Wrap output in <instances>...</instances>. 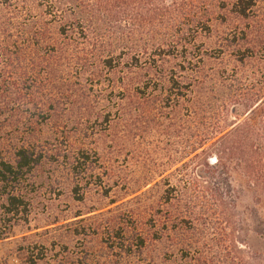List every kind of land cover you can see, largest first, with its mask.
<instances>
[{
  "label": "rangeland",
  "instance_id": "rangeland-1",
  "mask_svg": "<svg viewBox=\"0 0 264 264\" xmlns=\"http://www.w3.org/2000/svg\"><path fill=\"white\" fill-rule=\"evenodd\" d=\"M90 1L84 30L77 0H58L53 13L35 3L0 12V161L22 146L42 157L24 184L26 214L7 215L0 198V264H25L21 249L42 246L91 264H264L245 187L230 180L242 191L228 217L207 185H189L204 125H217L230 93L224 82L264 77L263 60L238 61L234 40L249 22L264 40V0L250 21L226 0H110L106 10ZM194 149L199 158L185 165ZM80 150L88 164L75 172ZM169 187L179 198L167 205ZM189 195L200 201L196 226L182 220ZM167 209L171 233L150 218ZM116 233H133L137 247L122 249L129 241Z\"/></svg>",
  "mask_w": 264,
  "mask_h": 264
},
{
  "label": "trees",
  "instance_id": "trees-1",
  "mask_svg": "<svg viewBox=\"0 0 264 264\" xmlns=\"http://www.w3.org/2000/svg\"><path fill=\"white\" fill-rule=\"evenodd\" d=\"M57 1L0 0V12L4 9L8 15L9 13L27 14L31 11L32 4L35 3L38 6L47 7L49 12L51 10L53 13L56 8L55 2ZM87 1L77 0L76 2L77 8L89 13V17L79 18V25L83 30L87 26L85 22L88 25L92 23L93 15L91 13L94 11L90 4L91 1ZM109 1L106 0L104 2L105 6L103 9L106 10L107 7H110ZM220 4L224 8L227 5L231 6L230 11L233 15L242 20L250 21L257 1L234 0V2H231L226 0ZM208 22L209 19L204 24L207 25ZM254 32L256 31L249 22L243 30H240L239 35L235 34L234 40L236 44L239 41L243 42V45L239 46L236 51V58L240 63L256 58L264 62V40L255 39L252 35ZM232 78L234 80L229 79V82H224L228 84L227 89L230 90V93L226 95V99L220 102L222 112L218 116L217 125L214 124L212 126L209 123L204 125L205 131L199 147L202 149L200 156L203 158V162L202 165L197 167V172L193 173L194 175L192 174L194 178L189 181V185L193 189L201 185L205 189V185H207V189L213 193L211 197L215 202L214 204L218 203V206L223 208L229 217L232 212L228 205L232 204L235 207L236 200L240 199V192L242 191L239 189V192H235L232 189L233 185L231 182L233 181L230 182V180L235 177L238 186H244L252 196L253 202L250 212L252 229L250 232L264 233V77ZM176 86H178L177 82L172 80L171 94L178 90ZM170 98H172V95ZM193 110L195 111V109ZM225 114L234 119L232 124L225 126V120L229 118ZM196 151V149L192 151V156L194 157L185 165H193V162L199 158ZM85 153H87L85 150H80L81 157L77 160V165H73L75 172H78L77 166L79 165L83 166V170L86 169L84 165L88 164L86 161L88 156ZM211 157L215 158V162L212 165L209 164ZM41 160L42 157L37 155L33 149L22 146L16 150L13 161H0V198L5 200L7 215L10 214L16 217L21 213H27L28 205L24 193V184L40 165ZM201 166H203V170H199ZM210 186H213V188L209 189ZM172 190L174 188L169 187L165 192L167 205H170L174 198L176 200L179 198L176 195L171 197L170 193ZM189 196L184 200L188 204L184 205L186 211L183 212L182 220L187 218L191 221V224L193 223L196 226L198 219L193 209L195 208L194 206L199 205L200 201H198L199 198L196 196ZM182 202L178 201L177 203ZM165 211V213L160 211V214L157 211H151L150 216L152 217L150 218H152L154 226H162L167 233H171L172 226L175 225L172 222L174 217L169 209ZM79 217L77 216V218ZM241 227V224L236 227L237 229L234 233H244ZM245 233L247 232L245 231ZM132 234L116 233L120 240L127 239L129 241L127 246H123L122 249L137 247L136 240L133 241L132 239ZM139 238L142 248H145L146 239L143 236ZM259 239H262V237L256 236L254 239L255 243L257 242V248L260 247ZM251 248H254L252 244ZM25 250L27 251L23 259L25 264H91L90 256L84 253H81V255L76 254L70 258L71 256L69 255H62L64 251H60L61 253L56 252L55 255H52L51 251L43 246L39 249H21V252ZM66 253L69 254L68 251Z\"/></svg>",
  "mask_w": 264,
  "mask_h": 264
}]
</instances>
